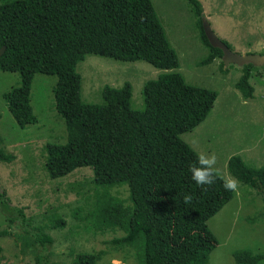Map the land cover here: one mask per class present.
I'll return each mask as SVG.
<instances>
[{"label":"trees","instance_id":"trees-1","mask_svg":"<svg viewBox=\"0 0 264 264\" xmlns=\"http://www.w3.org/2000/svg\"><path fill=\"white\" fill-rule=\"evenodd\" d=\"M186 1L197 17L201 43L210 51L202 62L218 58L220 71L226 73L230 65L224 66L221 49L212 47L204 34L200 1ZM1 46L0 70L19 74V83L2 96L20 128L38 121L30 105L34 74L56 76L53 107L64 120L66 141L44 145L45 171L58 178L79 167L91 169L93 225L100 232L122 231L107 241V248L126 252L122 259L127 264H208L207 253L217 241L206 221L233 192L225 191L219 178L203 189L191 179L189 166L198 154L178 134L205 118L216 92L187 84L179 72L167 71L144 84L143 110L130 107L128 82L120 89L105 85L104 104L80 100L75 66L87 52L119 60L143 59L161 69L177 67L176 53L150 0H1ZM254 67H238L236 85H246ZM14 158L0 147V161ZM227 166L240 183L257 190L264 215V167L248 168L238 155H231ZM120 186L128 191L126 200L110 191ZM186 195L192 196L189 203L184 202ZM0 211L9 225L15 220L14 211L23 217L4 190ZM63 224L59 218L53 226ZM6 235H10L7 228L1 229L0 237ZM33 239L40 247L53 242L42 230ZM106 253H77L71 264H110ZM42 257L36 254L34 264H46ZM233 257L236 264H262L264 255L240 249Z\"/></svg>","mask_w":264,"mask_h":264},{"label":"rangeland","instance_id":"rangeland-1","mask_svg":"<svg viewBox=\"0 0 264 264\" xmlns=\"http://www.w3.org/2000/svg\"><path fill=\"white\" fill-rule=\"evenodd\" d=\"M199 1L211 29L229 44L231 50L239 54L261 53L264 46V0ZM150 2L167 43L178 54L179 70L169 71H179L188 83L210 85L207 78L202 79L199 75L216 76L215 62L191 67V62L205 57L204 47L197 45V17L192 7L186 0ZM186 44L192 50V57L188 59L182 55ZM229 65L226 73L238 70L236 64ZM75 71L80 77V98L88 102L85 104H100L105 85L121 88L125 82L132 86L131 101L134 104L142 94V81L156 79L163 69L143 59L119 60L87 52L76 63ZM55 81L54 75L34 74L30 105L38 121L20 128L2 96L19 83V74L0 70V147L15 156L11 162L0 161V190L6 192L12 206L23 212L22 217L14 211L15 220L9 225L0 211V230L7 228L10 232V235L0 237V264H34L38 253L45 258L46 264H71L75 254L98 250H107L105 259L108 258L110 264H127L122 259L126 252L107 248V241L120 236L122 231L100 232L93 225L90 212L94 207L95 186L91 181V169L79 167L58 178H50L45 171L44 145L66 141L64 120L53 107ZM231 155L241 157L236 151ZM223 168L220 165L218 170L227 175ZM110 191L127 199L128 191L124 186ZM262 208V198L257 190L240 183L238 192H233L232 197L206 221L217 241L207 253L208 264H236L233 253L240 249L264 255ZM59 218L63 220V226L54 227V221ZM39 230L51 235L53 242L46 247L38 246L33 235Z\"/></svg>","mask_w":264,"mask_h":264},{"label":"crops","instance_id":"crops-1","mask_svg":"<svg viewBox=\"0 0 264 264\" xmlns=\"http://www.w3.org/2000/svg\"><path fill=\"white\" fill-rule=\"evenodd\" d=\"M199 44L200 47L205 49V57L191 62V67L199 64L204 65L205 63L202 61L210 53L209 49L201 43L200 36L197 45ZM168 45L175 51L170 44ZM183 48L185 49H182V55L187 56V59L192 57L190 46L186 44ZM260 52L264 53V46L260 49ZM176 56L178 59L177 53ZM212 62L217 65V75L214 77L205 73L199 75L202 79L207 78L210 85L188 83L184 75L180 73L186 83L214 90L216 97L205 118L190 130L179 133L178 137L197 154L201 151L214 152L218 157L216 168L220 177L227 176L230 173L226 162L232 152L235 151L240 152L241 159L246 167H264V66L252 68L247 78V84L242 86L236 85L241 72L233 69L229 73H222L219 69V59L215 58L208 63ZM169 70L163 69L160 73ZM171 70H179V60L177 67ZM145 83L146 81H142V94L134 104L131 101L132 86L130 85L129 103L132 109H144L143 86ZM115 88L120 89V86ZM80 99L82 103H88L82 97ZM104 103L105 100L101 98L100 104ZM251 124L254 125L250 126ZM247 129H249L248 133H246ZM222 155L225 156L222 158ZM220 165L224 166L223 170L227 175H222L218 170Z\"/></svg>","mask_w":264,"mask_h":264},{"label":"clouds","instance_id":"clouds-1","mask_svg":"<svg viewBox=\"0 0 264 264\" xmlns=\"http://www.w3.org/2000/svg\"><path fill=\"white\" fill-rule=\"evenodd\" d=\"M218 157L214 152L201 151L198 153L196 162L189 166L191 179L202 189L205 186L211 187L219 178L222 180L223 188L228 192H238L240 181L237 177L228 174L224 177L217 176ZM206 190V189H205ZM184 202L189 203L192 200L191 195L184 196Z\"/></svg>","mask_w":264,"mask_h":264},{"label":"water","instance_id":"water-1","mask_svg":"<svg viewBox=\"0 0 264 264\" xmlns=\"http://www.w3.org/2000/svg\"><path fill=\"white\" fill-rule=\"evenodd\" d=\"M201 23L204 34L212 47L220 48L222 51L221 60L224 66L231 63L241 67L245 64H252L253 66H264V53L260 54H239L231 50L217 35L213 32L209 22L206 20L203 10L201 12ZM4 46L0 47V54L3 52Z\"/></svg>","mask_w":264,"mask_h":264}]
</instances>
